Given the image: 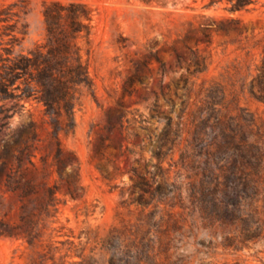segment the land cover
<instances>
[{
  "label": "rangeland",
  "instance_id": "rangeland-1",
  "mask_svg": "<svg viewBox=\"0 0 264 264\" xmlns=\"http://www.w3.org/2000/svg\"><path fill=\"white\" fill-rule=\"evenodd\" d=\"M43 1L23 0L14 52L43 39ZM86 1L92 31L81 42L94 94L80 88L74 130L61 133L77 157L76 194L58 180L56 209L22 212L18 190L0 183V230L13 232L0 234V264L264 259V0L233 13L224 1ZM25 104L38 149L22 179L38 175L39 156L51 149L42 105ZM246 172L258 190L243 184ZM19 227L29 234H14ZM244 227L256 238L242 242Z\"/></svg>",
  "mask_w": 264,
  "mask_h": 264
},
{
  "label": "trees",
  "instance_id": "trees-1",
  "mask_svg": "<svg viewBox=\"0 0 264 264\" xmlns=\"http://www.w3.org/2000/svg\"><path fill=\"white\" fill-rule=\"evenodd\" d=\"M227 3L225 9L233 13L247 9L257 0H209V3ZM23 0L0 3V183L9 190H18L23 200L19 211H51L57 208L59 192H62L58 180L67 184L65 194H76L77 185L72 183V171L77 181V157L62 142L61 133L74 130V111L80 97V88L87 87L94 94L93 81L88 62L83 53L82 40H90L93 9L86 0H44L42 14L44 18V37L27 51L14 52L13 46L24 34L20 22V12L24 11ZM230 21L238 19L230 17ZM216 29L227 30L218 26ZM178 58L180 54L175 53ZM204 62V61H203ZM191 65L196 69L201 61L193 58ZM264 75V58L259 66L258 76ZM260 90L264 87L260 86ZM250 91L253 93V87ZM264 101V92L259 94ZM35 101L42 105L43 114L49 123V142L51 149L40 154L38 175L22 179V166L25 161L34 165L32 156L38 149L36 145V121L25 102ZM27 112L24 119L13 126L11 119L18 113ZM252 145V144H250ZM71 170L64 173L66 165ZM247 173V172H246ZM243 184L259 189V183L247 173ZM53 180L54 183H50ZM34 195V198H30ZM34 202V205H32ZM228 212V221L237 215ZM23 218V215H22ZM241 241L256 238L257 233L242 229ZM254 232V231H253ZM9 229L0 230V234H12ZM18 236H27V229L14 232ZM264 264V259L257 263Z\"/></svg>",
  "mask_w": 264,
  "mask_h": 264
}]
</instances>
